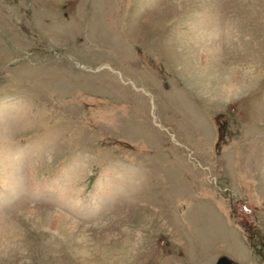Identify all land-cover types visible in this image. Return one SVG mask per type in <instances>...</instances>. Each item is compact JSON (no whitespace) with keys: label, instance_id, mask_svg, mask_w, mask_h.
I'll return each mask as SVG.
<instances>
[{"label":"rangeland","instance_id":"374dc122","mask_svg":"<svg viewBox=\"0 0 264 264\" xmlns=\"http://www.w3.org/2000/svg\"><path fill=\"white\" fill-rule=\"evenodd\" d=\"M219 255L264 264V0H0V264Z\"/></svg>","mask_w":264,"mask_h":264},{"label":"water","instance_id":"95a60500","mask_svg":"<svg viewBox=\"0 0 264 264\" xmlns=\"http://www.w3.org/2000/svg\"><path fill=\"white\" fill-rule=\"evenodd\" d=\"M213 264H234L232 260L224 255H219Z\"/></svg>","mask_w":264,"mask_h":264},{"label":"bare ground","instance_id":"6f19581e","mask_svg":"<svg viewBox=\"0 0 264 264\" xmlns=\"http://www.w3.org/2000/svg\"><path fill=\"white\" fill-rule=\"evenodd\" d=\"M220 88H212L211 90L215 93L216 91H217V94H220V95H222V94H224V93H226V94H230V93H233L232 91L233 90H231L230 91V89H229V85H228V87H226V88H224V86L222 87V86H219ZM210 93V92H209ZM214 93H212V94H214Z\"/></svg>","mask_w":264,"mask_h":264}]
</instances>
